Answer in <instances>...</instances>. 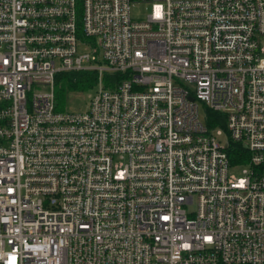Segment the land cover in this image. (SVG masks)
<instances>
[{
	"label": "built area",
	"instance_id": "built-area-1",
	"mask_svg": "<svg viewBox=\"0 0 264 264\" xmlns=\"http://www.w3.org/2000/svg\"><path fill=\"white\" fill-rule=\"evenodd\" d=\"M0 264H264V0H0Z\"/></svg>",
	"mask_w": 264,
	"mask_h": 264
},
{
	"label": "rangeland",
	"instance_id": "rangeland-1",
	"mask_svg": "<svg viewBox=\"0 0 264 264\" xmlns=\"http://www.w3.org/2000/svg\"><path fill=\"white\" fill-rule=\"evenodd\" d=\"M150 12V4L148 2H142L138 4H133L131 7V17L133 20H144L146 16ZM93 94V90H87L84 92H69L65 95L64 103L62 108L70 113H83L86 111L90 97ZM199 114L200 120L204 122L206 119V114L204 112V107L200 104L199 105ZM216 135V131H214ZM217 139L220 141L222 145L227 147V140L224 135L217 136ZM243 168H232L230 170V174L234 177H240L242 175ZM190 212L195 211V205L189 207Z\"/></svg>",
	"mask_w": 264,
	"mask_h": 264
},
{
	"label": "trees",
	"instance_id": "trees-1",
	"mask_svg": "<svg viewBox=\"0 0 264 264\" xmlns=\"http://www.w3.org/2000/svg\"><path fill=\"white\" fill-rule=\"evenodd\" d=\"M95 75L78 72V73H67L62 74L59 77H57L55 82V96L58 103L59 109H62L65 95L69 92H84L87 90H90L92 88L94 81H95ZM210 124L211 126L221 124L222 121L219 120V117L215 114H211L210 118ZM222 126V125H221ZM230 153H232L231 161L233 163L236 162V154L235 151H237V147L235 145H230L229 147Z\"/></svg>",
	"mask_w": 264,
	"mask_h": 264
}]
</instances>
